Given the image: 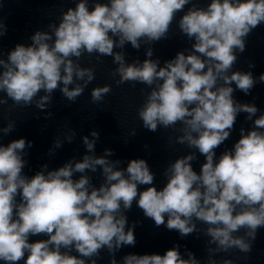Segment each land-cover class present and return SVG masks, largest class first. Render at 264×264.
I'll return each mask as SVG.
<instances>
[{"label":"clouds","instance_id":"clouds-1","mask_svg":"<svg viewBox=\"0 0 264 264\" xmlns=\"http://www.w3.org/2000/svg\"><path fill=\"white\" fill-rule=\"evenodd\" d=\"M190 4L178 22L181 33L194 41L190 49L163 66L152 59L151 47L142 62L126 61V44L139 50L141 41L150 45L166 38L176 14ZM261 24L264 0H210L204 8L192 0H92L91 5L78 0L58 24L48 25L50 31L37 30L31 44H17L6 60L0 58V104L11 100L44 111L57 90L75 102L95 79L93 67H81L82 55L96 53L98 61L110 56L117 65L111 73L119 77L117 86L135 82L151 89L138 109L142 126L156 132L179 123L176 142L205 157L199 173L192 167L195 152L169 163L163 173L167 182L158 190L144 159H132L121 168L120 160L109 159L111 149L95 155V130L83 137L88 154L82 160L73 158L53 170L42 165L32 177L23 173L32 142L20 138L0 144V261L97 264L95 258L107 249L110 264H201L191 251L185 258L179 245L163 255L130 253L118 262L115 253L136 243L135 224L129 226L125 215L134 202L156 226L176 230L182 238L197 231L196 221L205 224L207 244L215 245L207 248L205 264H233L213 258L231 249L250 252L264 228V113L257 116L255 104L234 98L236 90L250 94L257 78L232 68L237 53L246 49V38ZM5 32L0 22V36ZM258 81L264 82V73ZM111 91L109 84L94 87L92 102L103 101ZM241 112L252 128H241L240 139L217 159L215 150L230 137ZM14 128L10 121L0 132L8 135ZM70 133L65 137L69 143L76 135ZM62 143L56 139L53 147ZM98 168L103 181L95 187L87 172ZM139 185L149 187L141 191ZM241 229L244 234L237 235ZM39 235L47 238L29 242Z\"/></svg>","mask_w":264,"mask_h":264}]
</instances>
